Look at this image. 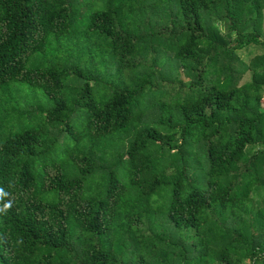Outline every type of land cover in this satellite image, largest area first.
I'll list each match as a JSON object with an SVG mask.
<instances>
[{"label":"trees","instance_id":"obj_1","mask_svg":"<svg viewBox=\"0 0 264 264\" xmlns=\"http://www.w3.org/2000/svg\"><path fill=\"white\" fill-rule=\"evenodd\" d=\"M263 11L0 0V264H264Z\"/></svg>","mask_w":264,"mask_h":264},{"label":"rangeland","instance_id":"obj_2","mask_svg":"<svg viewBox=\"0 0 264 264\" xmlns=\"http://www.w3.org/2000/svg\"><path fill=\"white\" fill-rule=\"evenodd\" d=\"M261 26H262L263 37H264V11H263V14H262V22H261ZM162 74H164L165 77L168 78V79H172L173 77L176 76V73L174 72V70L167 69L166 67H163ZM186 76H187V75H186L185 73L182 75L183 80H184L185 82L189 80V78H187ZM263 106H264V100H263ZM256 149H257V148H256ZM254 151H255V149H254Z\"/></svg>","mask_w":264,"mask_h":264},{"label":"clouds","instance_id":"obj_3","mask_svg":"<svg viewBox=\"0 0 264 264\" xmlns=\"http://www.w3.org/2000/svg\"><path fill=\"white\" fill-rule=\"evenodd\" d=\"M11 207V205H5V208H10Z\"/></svg>","mask_w":264,"mask_h":264}]
</instances>
